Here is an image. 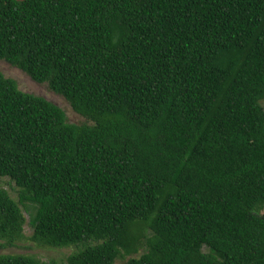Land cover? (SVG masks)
I'll list each match as a JSON object with an SVG mask.
<instances>
[{
    "label": "trees",
    "instance_id": "obj_1",
    "mask_svg": "<svg viewBox=\"0 0 264 264\" xmlns=\"http://www.w3.org/2000/svg\"><path fill=\"white\" fill-rule=\"evenodd\" d=\"M0 61L91 122L0 72V248L264 264V0H0Z\"/></svg>",
    "mask_w": 264,
    "mask_h": 264
},
{
    "label": "rangeland",
    "instance_id": "obj_2",
    "mask_svg": "<svg viewBox=\"0 0 264 264\" xmlns=\"http://www.w3.org/2000/svg\"><path fill=\"white\" fill-rule=\"evenodd\" d=\"M0 72L3 73L7 78L15 80L19 86V89L23 92L44 98L62 108L66 113L69 124H91V122H89L86 118L82 117L73 110L71 104L64 96L55 93L48 83H37L28 73L12 66L6 61H0ZM1 183L3 187L9 191L10 195L18 201L20 189L16 186V184L11 183L10 179L8 178L1 179ZM32 236L33 229L29 225L28 218V224L25 227L24 238L18 241L14 246L0 248V256L24 255L34 257L43 263L55 261L59 264H62L66 263L68 257L77 251L75 247L52 248L48 246H42L33 242L31 240ZM137 257H140V255ZM125 263L126 260H118L116 264Z\"/></svg>",
    "mask_w": 264,
    "mask_h": 264
}]
</instances>
